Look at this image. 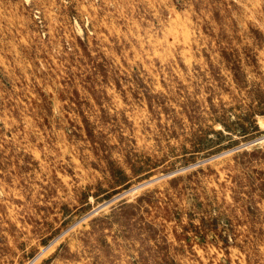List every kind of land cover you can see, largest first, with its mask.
I'll list each match as a JSON object with an SVG mask.
<instances>
[{
  "label": "rangeland",
  "instance_id": "374dc122",
  "mask_svg": "<svg viewBox=\"0 0 264 264\" xmlns=\"http://www.w3.org/2000/svg\"><path fill=\"white\" fill-rule=\"evenodd\" d=\"M0 264H264V0H0Z\"/></svg>",
  "mask_w": 264,
  "mask_h": 264
}]
</instances>
